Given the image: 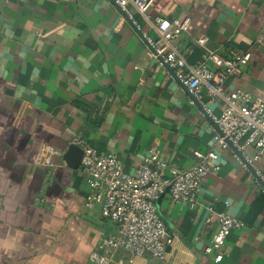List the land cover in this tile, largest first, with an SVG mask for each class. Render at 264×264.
Masks as SVG:
<instances>
[{
	"label": "crops",
	"instance_id": "obj_1",
	"mask_svg": "<svg viewBox=\"0 0 264 264\" xmlns=\"http://www.w3.org/2000/svg\"><path fill=\"white\" fill-rule=\"evenodd\" d=\"M134 16L140 30L111 0H0V264H93L90 252L114 231L99 207L85 206L91 190L64 159L73 140L116 154L130 172L152 151L170 167L192 166L195 152L217 154L195 209L168 192L158 198L173 236L165 256L118 253L112 264H264L259 182L215 144L212 119L144 38L158 37L155 16H188L175 40L188 62L251 50L225 86L264 99V0H155L148 20ZM201 94L219 114L223 100ZM259 166L264 173V153ZM210 206L243 221L219 263L204 251L218 226Z\"/></svg>",
	"mask_w": 264,
	"mask_h": 264
},
{
	"label": "built area",
	"instance_id": "obj_2",
	"mask_svg": "<svg viewBox=\"0 0 264 264\" xmlns=\"http://www.w3.org/2000/svg\"><path fill=\"white\" fill-rule=\"evenodd\" d=\"M111 1L140 30L134 11L148 20L155 0ZM154 20L158 37L152 38L144 33L149 49L190 92L191 102L198 104L212 119L215 144L230 149L237 162L250 171L264 192V173L259 166L264 153V99L243 88L229 90L225 86L227 78L238 75L242 66L250 61L251 50L235 52L231 58L212 51L200 62L192 64L175 45V40L188 31L190 18L170 20L155 16ZM197 41L202 45L206 37H199ZM257 41L264 42V34ZM211 63L217 68H212ZM203 89L210 101L223 100L219 114L213 113L209 103L201 97ZM72 143L83 150L79 167L91 190L85 206L89 209L99 207L103 218L114 226V231L90 252L88 259L93 264H112L118 253L130 257L146 254L164 257L173 236L159 213L158 198L168 192L174 202L186 203L195 209L204 178L218 169L217 165L211 164L217 158L214 151L195 152L198 161L189 167H170L166 159L152 151L130 172L116 154L76 140ZM48 151L42 161L51 164L48 156L53 151ZM228 205L229 202L225 201V206ZM209 208L216 214L218 226L204 251L219 263L224 257L228 236L234 229L241 228L243 221L225 209Z\"/></svg>",
	"mask_w": 264,
	"mask_h": 264
},
{
	"label": "water",
	"instance_id": "obj_3",
	"mask_svg": "<svg viewBox=\"0 0 264 264\" xmlns=\"http://www.w3.org/2000/svg\"><path fill=\"white\" fill-rule=\"evenodd\" d=\"M83 150L77 144H70L64 153V159L68 166L71 168H77L80 165Z\"/></svg>",
	"mask_w": 264,
	"mask_h": 264
}]
</instances>
